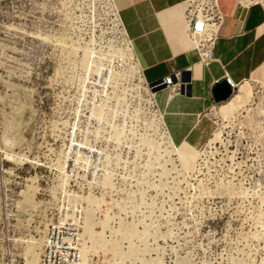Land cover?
I'll return each instance as SVG.
<instances>
[{
    "label": "rangeland",
    "instance_id": "1",
    "mask_svg": "<svg viewBox=\"0 0 264 264\" xmlns=\"http://www.w3.org/2000/svg\"><path fill=\"white\" fill-rule=\"evenodd\" d=\"M125 48L111 0H0V264L31 260L25 241L40 246L63 174L102 168L129 190L109 214L130 205L134 216L109 245L93 239L117 257L87 264H264V79L244 84L249 102L218 115L199 151L144 138L142 114L123 132L82 129L88 96L120 119L143 108L129 69L116 64ZM111 76L128 79L101 92L97 82ZM73 125L91 145L68 146ZM97 203H87L91 230L106 216Z\"/></svg>",
    "mask_w": 264,
    "mask_h": 264
},
{
    "label": "crops",
    "instance_id": "2",
    "mask_svg": "<svg viewBox=\"0 0 264 264\" xmlns=\"http://www.w3.org/2000/svg\"><path fill=\"white\" fill-rule=\"evenodd\" d=\"M145 81L153 85L174 75L189 82L186 94L157 93L165 126L176 147L194 151L209 145L217 131L212 89L227 79L242 86L264 79V8L243 9L220 0L224 16L214 50L215 61L200 63L182 21L187 0H112ZM219 108V109H218Z\"/></svg>",
    "mask_w": 264,
    "mask_h": 264
},
{
    "label": "built area",
    "instance_id": "3",
    "mask_svg": "<svg viewBox=\"0 0 264 264\" xmlns=\"http://www.w3.org/2000/svg\"><path fill=\"white\" fill-rule=\"evenodd\" d=\"M219 1L187 0L183 11L182 21L187 37L192 43V49L197 52L200 63L204 66H209L215 61L214 50L224 21ZM230 1L235 2L243 9L255 6L264 8V0ZM112 5L114 18L121 35L124 37L125 45L128 44L132 49L113 1ZM116 64L119 68L130 69V65H136L137 61L134 57L131 62H128L124 56L120 55L116 59ZM130 77L135 84L137 83L134 90L143 98V108L132 105L130 107L131 117L128 120L120 119L115 112L106 113V101L101 100L100 97L91 96L89 98L88 96L90 109L87 116L83 118L81 128L85 130L89 122H94L103 123L116 132H123L127 128V122L129 124L138 122L142 114L147 129V134L143 137L147 138L150 132H154L161 142L159 146L167 148L166 140H170V137L165 126V113L160 110L157 102V93L168 91L173 96L186 94L189 82L181 78L180 75H174L150 85L145 81L141 70L139 75L133 74ZM121 79H128V77L111 76L101 79L97 83L100 91L103 90L101 92H104L110 88L111 90L114 89L116 82ZM227 81L234 96L238 91V86L233 85L229 79ZM68 133L69 147L79 148L91 145L79 138L80 131L75 125L69 128ZM63 177L66 181L63 183L64 185L61 184L57 194L59 196L56 206L58 214L51 218L44 230L40 240L41 246L37 264H82L84 256L88 257L89 260L100 257H117L114 252H108L96 246L93 239H98L100 236L101 241L109 245L119 237L116 227H126L132 223L134 208L130 205H126L119 212V218L115 213L112 212L110 215L108 212L114 208L117 196L125 195L129 193V190L117 188L118 174H109L104 168L100 169V174H63ZM90 198L98 202L94 206L100 211L101 216H105L104 213H106L105 218L95 223L92 230L88 228L86 218L87 203Z\"/></svg>",
    "mask_w": 264,
    "mask_h": 264
},
{
    "label": "bare ground",
    "instance_id": "4",
    "mask_svg": "<svg viewBox=\"0 0 264 264\" xmlns=\"http://www.w3.org/2000/svg\"><path fill=\"white\" fill-rule=\"evenodd\" d=\"M126 45L128 46V44H126ZM121 55L124 56V58H126V60L128 62H131L132 59H134L133 54H132V49L129 46H128V48H126L124 53H122ZM133 66L130 65V69H129L130 75H133V74L139 75V71H140L139 67L137 66V64L133 65ZM249 100H250V89L247 86L242 85V86L238 87V91L231 98V100H229L227 103L221 105L220 109L218 108L219 111L217 112V115L222 116V114L233 113V112L241 109L243 106H245L249 102ZM218 137H219V135H216V140L218 139ZM25 243L27 244L26 246L28 249L27 252L25 253V255L26 256L29 255L31 257V260L26 259L24 264H37L39 253H37V252L32 253L31 250H33L39 246L38 241L30 239L27 242L25 241ZM40 246H41V244H40ZM87 262H88V257L84 256L82 259V264H87Z\"/></svg>",
    "mask_w": 264,
    "mask_h": 264
},
{
    "label": "water",
    "instance_id": "5",
    "mask_svg": "<svg viewBox=\"0 0 264 264\" xmlns=\"http://www.w3.org/2000/svg\"><path fill=\"white\" fill-rule=\"evenodd\" d=\"M233 96L232 89L227 85L226 80H221L212 89V98L216 106H221L231 100Z\"/></svg>",
    "mask_w": 264,
    "mask_h": 264
}]
</instances>
